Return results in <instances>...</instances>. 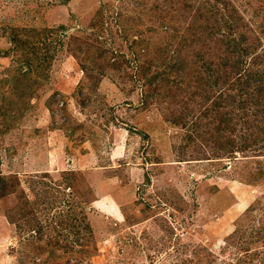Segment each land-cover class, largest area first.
I'll list each match as a JSON object with an SVG mask.
<instances>
[{
    "label": "rangeland",
    "instance_id": "rangeland-1",
    "mask_svg": "<svg viewBox=\"0 0 264 264\" xmlns=\"http://www.w3.org/2000/svg\"><path fill=\"white\" fill-rule=\"evenodd\" d=\"M206 1L0 0V264H264L240 237L264 225V122L229 153L188 117L230 95L204 90ZM234 4L262 26V0Z\"/></svg>",
    "mask_w": 264,
    "mask_h": 264
},
{
    "label": "trees",
    "instance_id": "trees-1",
    "mask_svg": "<svg viewBox=\"0 0 264 264\" xmlns=\"http://www.w3.org/2000/svg\"><path fill=\"white\" fill-rule=\"evenodd\" d=\"M204 4L207 5L205 6L207 11L203 12L204 8L201 9L200 17L203 18L205 25L201 28V39L197 38L198 41L204 40V51L199 53V55L200 60L203 61L204 67L207 68V72H209L210 75L208 81L204 84V90L212 91L217 88L216 86H219V84L222 83L229 87L230 95L224 94V91H228V89L221 91L218 94V97H215L216 101H214L215 105L212 108V112L207 113V115L203 112H200L198 115L190 114L188 117L196 119H192L193 121L191 124H194L196 127L197 125H200L198 123H202V127L207 126V123H204V121L208 119L214 120V118H217L218 120V118H220L217 122L221 127L219 130L220 135L226 127L227 130L233 134L232 136L235 135L233 138L240 139L237 145H235V141L230 143L229 153L236 151L239 153L245 152L252 148L248 143L253 144L257 141H255L257 135L256 131L262 132L258 129V126L260 121L264 122V23L260 28L254 31L250 21L245 23V19L243 18L247 9L244 12L241 11L238 6H235V4L231 5V0H228L227 2L223 0H209ZM223 4L224 6L220 8ZM262 4L264 7V0H262ZM255 13L254 15H256ZM165 20L166 19L164 18H160L159 27L161 29L168 27ZM259 30L261 37H256ZM222 31H224V34L226 31L227 34L221 35ZM248 33L252 34L251 36L253 37H249ZM171 38L174 39V37ZM194 39L196 38H193V40ZM170 45V42H166L163 49ZM217 46L219 47L218 53H221L219 56L218 54L216 55L219 58L217 59V62L206 59V57L213 51L212 49ZM143 54L145 53L142 51L133 54L135 59L132 60L135 62L140 75H145L142 71V68H145V64H143V67H140V64L138 63L140 62L141 57H143ZM207 60H209L210 63H207ZM132 61L127 60V57L120 53L118 55V61L112 63V68H118V70L123 69L124 66L128 68ZM177 72H179V74L181 73L177 76V79L179 80V77L183 79V71ZM157 75L159 76V74ZM209 95L210 93L208 92L207 96ZM223 104L229 108V111L228 113L222 112L220 114L218 112V107L226 109ZM233 109L235 112L237 111L238 114L236 118L237 123H234L231 111ZM238 124H240V126H237ZM247 126L253 133H247ZM238 127H240L238 130L240 132L239 135L234 132ZM242 128H245V131H242ZM240 237L243 241L242 243H245L244 240L248 237V245H252L258 240L264 239V225H262L260 229H256L252 226ZM243 252L244 254L241 257H236L235 264H253L255 261H259L261 264V262H263L261 258H257V254Z\"/></svg>",
    "mask_w": 264,
    "mask_h": 264
}]
</instances>
